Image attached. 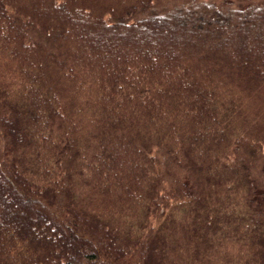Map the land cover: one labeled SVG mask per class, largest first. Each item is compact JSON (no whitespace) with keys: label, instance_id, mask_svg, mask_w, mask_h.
Returning a JSON list of instances; mask_svg holds the SVG:
<instances>
[{"label":"trees","instance_id":"trees-1","mask_svg":"<svg viewBox=\"0 0 264 264\" xmlns=\"http://www.w3.org/2000/svg\"><path fill=\"white\" fill-rule=\"evenodd\" d=\"M0 264H264V0H0Z\"/></svg>","mask_w":264,"mask_h":264}]
</instances>
